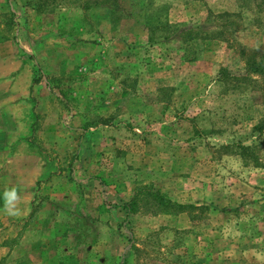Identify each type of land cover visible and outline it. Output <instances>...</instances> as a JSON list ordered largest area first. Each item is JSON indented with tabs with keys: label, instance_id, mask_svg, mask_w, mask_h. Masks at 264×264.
<instances>
[{
	"label": "rangeland",
	"instance_id": "374dc122",
	"mask_svg": "<svg viewBox=\"0 0 264 264\" xmlns=\"http://www.w3.org/2000/svg\"><path fill=\"white\" fill-rule=\"evenodd\" d=\"M243 5L0 0V264H264L247 64L264 65V12Z\"/></svg>",
	"mask_w": 264,
	"mask_h": 264
},
{
	"label": "trees",
	"instance_id": "16d2710c",
	"mask_svg": "<svg viewBox=\"0 0 264 264\" xmlns=\"http://www.w3.org/2000/svg\"><path fill=\"white\" fill-rule=\"evenodd\" d=\"M241 2L244 3L243 6L254 2L256 4L257 10L259 12H264V0H241ZM149 5H152V2L149 3ZM159 11H162V10H159ZM158 22H162V24L167 26V28L170 27V23L167 20L158 21ZM153 24H154L153 21L151 23L147 22V29L149 30V41H154L156 38H158V32H157L158 28H155L153 26ZM160 36L164 37V36H167V35H162L161 34ZM247 64L249 66V70L252 71V72L262 73L264 71V65H259V63H256L254 61V59H252V58L248 59V63ZM261 126H262V124H261ZM261 126L258 125V126H256V128H259ZM223 147L226 148V149H231L232 148V147H229L228 145H224ZM254 149H255L254 147L246 146V145H243V144H239V145H237L236 151L232 150V152L237 154V155L243 156L244 159H246V157H247V158L251 159L252 161L255 160V162H257V164H258V156L255 154ZM247 162H250V161H248V159H247ZM156 199H157V201H159L158 202L159 206L161 205L165 209L166 208H173L174 211L175 212L177 211L178 213L182 212V211H185L187 209H190V211H191L193 209L201 208V207H197V206H194V205H186V204H180V203L172 202V201L166 199L164 196H161V195H159L158 198H156ZM128 206H131V204L125 205L126 210L130 212L131 209ZM193 218H194V216H193Z\"/></svg>",
	"mask_w": 264,
	"mask_h": 264
},
{
	"label": "clouds",
	"instance_id": "9594fccd",
	"mask_svg": "<svg viewBox=\"0 0 264 264\" xmlns=\"http://www.w3.org/2000/svg\"><path fill=\"white\" fill-rule=\"evenodd\" d=\"M3 200L4 211H6L9 215H18L20 213V209L18 208L20 198L18 197L16 188L13 187L6 190L3 193Z\"/></svg>",
	"mask_w": 264,
	"mask_h": 264
}]
</instances>
